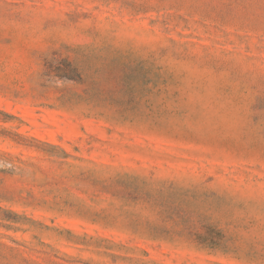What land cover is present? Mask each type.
<instances>
[{
    "label": "rangeland",
    "instance_id": "374dc122",
    "mask_svg": "<svg viewBox=\"0 0 264 264\" xmlns=\"http://www.w3.org/2000/svg\"><path fill=\"white\" fill-rule=\"evenodd\" d=\"M0 264H264V0H0Z\"/></svg>",
    "mask_w": 264,
    "mask_h": 264
},
{
    "label": "trees",
    "instance_id": "16d2710c",
    "mask_svg": "<svg viewBox=\"0 0 264 264\" xmlns=\"http://www.w3.org/2000/svg\"><path fill=\"white\" fill-rule=\"evenodd\" d=\"M65 156H67V155H65Z\"/></svg>",
    "mask_w": 264,
    "mask_h": 264
}]
</instances>
